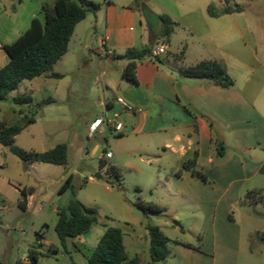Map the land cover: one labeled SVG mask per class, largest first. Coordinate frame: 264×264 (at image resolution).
Instances as JSON below:
<instances>
[{
  "label": "crops",
  "instance_id": "1",
  "mask_svg": "<svg viewBox=\"0 0 264 264\" xmlns=\"http://www.w3.org/2000/svg\"><path fill=\"white\" fill-rule=\"evenodd\" d=\"M90 1L101 4L100 9L87 15L73 31L74 34L81 24V36H85L81 43V67L83 73H91L92 69L96 72L94 83L100 88V98L94 103L100 110L83 119L87 137L142 136V148L153 151L151 156L156 157L158 170L154 179L161 192L166 200L183 204L194 213L195 233L202 235L201 242L198 237L196 244L179 239L178 235L184 233L181 213L175 210L169 216L170 210L164 204L160 207L164 206L169 219L155 226L170 241L186 243L197 250L172 243L164 262L151 263L149 255L137 252L132 256L126 252L127 257L136 256L139 264H238L242 241L238 216L252 215L250 207L264 205V88L254 87L247 94L245 87L231 77L230 71L236 69L231 65L225 42L228 28L224 30L230 21L223 17L233 13L210 17L206 3L201 5L204 13L187 24L168 12L161 0H141L138 6H133L134 0ZM220 1L217 7L227 6ZM24 9L23 0H0V68L8 62L2 45L23 34ZM161 15L175 23L166 54L137 62L136 83L126 82L121 77L127 61L119 56L128 49L152 48L163 28ZM33 18L34 14H29V24ZM235 26L247 46L242 30ZM260 34L259 41L264 43V34ZM101 38L106 39L103 47ZM202 61H212L221 67L233 78V86L221 89L207 80L182 76L184 69ZM254 68L253 64L248 66V75L254 73ZM245 70L243 64L242 72ZM119 97L134 107L133 113L117 104ZM97 118L121 123V134H115L105 124L93 135L89 134L88 127ZM98 150L95 145L91 155ZM193 158L195 170L206 181L183 168ZM147 163L151 166L154 160L150 158ZM25 202L24 208L29 204L27 197ZM84 236L85 233L76 238L81 242ZM42 241L41 236L39 245Z\"/></svg>",
  "mask_w": 264,
  "mask_h": 264
},
{
  "label": "rangeland",
  "instance_id": "2",
  "mask_svg": "<svg viewBox=\"0 0 264 264\" xmlns=\"http://www.w3.org/2000/svg\"><path fill=\"white\" fill-rule=\"evenodd\" d=\"M23 1L22 33L28 29L29 14L42 20L41 3L52 7V0ZM223 1L226 5L240 8L239 12L223 17L230 21L228 27L224 26V30L228 28L225 42L228 43L226 47L231 65L236 69L230 71L231 77L250 94L254 87L264 88V43L259 41L260 33L264 34V0H229V4ZM161 2L168 12L188 24L204 13L201 5L207 3V7L209 4L217 7L219 0ZM235 25L242 30L247 46ZM84 38L80 24L71 36L66 53L50 72L20 82L0 101V123L3 125H23L26 119L22 116L33 118V122L14 137L10 146L36 152H44L58 144L67 146V163L60 166L22 162L10 153L9 146L0 145V264H28L26 256L29 249L38 252L37 264H86L85 256L96 246L105 226L122 231L128 256L134 252L147 256L146 226H155L169 218L166 213L159 216L143 214L135 206L138 198L144 203L167 205L169 216L175 210L181 213L184 233L178 235L179 239L192 244L198 243V237L200 242L202 240V235L195 233L197 220L194 213L183 204L176 205L166 200L161 192V186L154 179L158 170L156 157L151 156L153 151L142 148V136L107 134L104 139L87 137L83 119L92 111L100 110L94 106L100 98V88L94 83L96 72L92 69L91 73H83L81 67ZM243 64L246 66L244 73ZM250 64L255 68L254 73L248 75ZM50 73H57L62 78H50ZM21 95H29L32 101L22 106L14 104L12 99ZM257 104L261 109L260 103ZM95 145L99 150L91 155ZM106 152L112 159H105L101 166L100 155ZM150 158L154 160L151 166L147 163ZM109 166L118 170L119 179L108 171ZM95 174L100 177H95ZM69 175H72L70 189L58 194ZM22 189L27 191L29 204L26 208L19 206L24 199L20 193ZM72 195L95 211L96 223L85 232L81 242L78 238L68 239L62 246L54 232L56 212L66 206ZM248 211L252 215L238 216L242 226L238 264H264V241L260 239L264 234V205L250 207ZM39 235L43 238L41 245L38 243Z\"/></svg>",
  "mask_w": 264,
  "mask_h": 264
},
{
  "label": "trees",
  "instance_id": "3",
  "mask_svg": "<svg viewBox=\"0 0 264 264\" xmlns=\"http://www.w3.org/2000/svg\"><path fill=\"white\" fill-rule=\"evenodd\" d=\"M141 0H134L133 6H138ZM227 1V0H226ZM101 4L90 0H53L51 8L42 6V20L33 18L28 29L10 44L2 45V49L8 58L7 64L0 68V101L14 90L18 84L24 80H33L50 72L61 57L66 53L73 31L78 23L83 21L88 14H95ZM240 8L234 5H227L217 8L213 4L207 7V14L210 17H217L224 14L239 12ZM163 28L160 38L167 42L172 33L173 23L167 16L161 15ZM150 49L142 50L128 49L119 58L127 61L126 67L122 72V79L126 82L136 83L135 66L137 62L150 57ZM182 57V55H178ZM182 76L207 80L221 89H229L233 86L232 78L216 63L212 61H202L191 68L184 69ZM48 77L53 79L62 78L57 73H50ZM13 103L19 106L29 104L32 99L29 95L16 96L12 99ZM52 102V100H48ZM25 118L23 125L14 124L5 126L0 123V145L9 146V151L22 162L26 163H45L53 165H65L67 163V146L58 144L44 152L23 150L10 146L12 140L23 128L33 122V118ZM220 153V146L217 149ZM101 166L104 161L101 160ZM185 170L206 181V178L195 170V159L186 161L183 164ZM108 171L116 179L120 175L118 170L109 166ZM72 175H69L65 183L60 187L58 194H62L71 187ZM139 193V189H136ZM24 199L19 206L24 208L27 195L26 189L20 190ZM29 193V191H28ZM135 206L145 215L159 216L165 213V209L156 204L144 203L137 199ZM57 221L54 232L63 246L68 239H74L87 232L96 223V214L92 208L85 207L74 195L68 200L64 208L56 212ZM148 235V255L151 263L164 262L170 254L169 244H181L186 248H194L186 243L170 241L157 226H146ZM41 238V236L39 235ZM264 241V235L260 236ZM28 264H37L38 252L29 249L27 256ZM86 264H139V259L134 256L128 258L123 244V234L119 228L106 227L99 238L96 246L89 250L85 256Z\"/></svg>",
  "mask_w": 264,
  "mask_h": 264
},
{
  "label": "built area",
  "instance_id": "4",
  "mask_svg": "<svg viewBox=\"0 0 264 264\" xmlns=\"http://www.w3.org/2000/svg\"><path fill=\"white\" fill-rule=\"evenodd\" d=\"M106 43L105 38H101L100 44L103 47ZM167 52V42L164 38H159L153 47L150 49V56L154 59H157L160 56L165 55ZM117 104L126 112L133 113L134 107L130 105L127 101L123 98L119 97L116 99ZM104 118H97L95 119L88 127L89 134L93 135L97 132V130L105 124L108 129H112V131L119 135L122 132L123 126L121 123H116L114 121L105 120ZM111 157L110 153L106 152L105 154L100 155V160L109 159ZM89 180H92L90 177Z\"/></svg>",
  "mask_w": 264,
  "mask_h": 264
},
{
  "label": "water",
  "instance_id": "5",
  "mask_svg": "<svg viewBox=\"0 0 264 264\" xmlns=\"http://www.w3.org/2000/svg\"><path fill=\"white\" fill-rule=\"evenodd\" d=\"M95 177H100L99 174H96Z\"/></svg>",
  "mask_w": 264,
  "mask_h": 264
}]
</instances>
